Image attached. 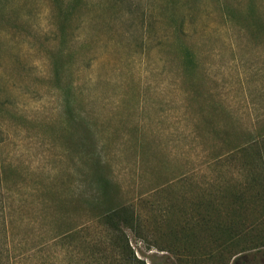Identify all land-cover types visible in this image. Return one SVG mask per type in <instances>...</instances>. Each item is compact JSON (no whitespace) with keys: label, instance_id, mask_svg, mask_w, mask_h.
I'll return each instance as SVG.
<instances>
[{"label":"rangeland","instance_id":"rangeland-1","mask_svg":"<svg viewBox=\"0 0 264 264\" xmlns=\"http://www.w3.org/2000/svg\"><path fill=\"white\" fill-rule=\"evenodd\" d=\"M0 264H264V0H0Z\"/></svg>","mask_w":264,"mask_h":264},{"label":"trees","instance_id":"trees-1","mask_svg":"<svg viewBox=\"0 0 264 264\" xmlns=\"http://www.w3.org/2000/svg\"><path fill=\"white\" fill-rule=\"evenodd\" d=\"M105 165L101 159L91 161L90 185L92 192L90 194L91 205H95L98 211L95 218L110 228L118 237H123V226H131L134 223L135 216L131 206L121 201H111L110 196L114 192L113 185L105 173ZM104 199V204L100 202ZM137 219V217H136ZM71 229L65 230L64 235L71 236ZM122 236V237H121Z\"/></svg>","mask_w":264,"mask_h":264}]
</instances>
